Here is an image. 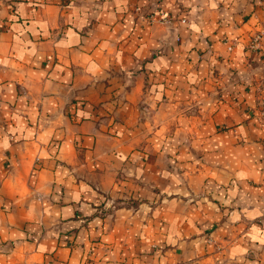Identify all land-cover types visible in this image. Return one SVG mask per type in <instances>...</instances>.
<instances>
[{"label":"crops","instance_id":"crops-1","mask_svg":"<svg viewBox=\"0 0 264 264\" xmlns=\"http://www.w3.org/2000/svg\"><path fill=\"white\" fill-rule=\"evenodd\" d=\"M0 264H264V0H0Z\"/></svg>","mask_w":264,"mask_h":264},{"label":"built area","instance_id":"built-area-1","mask_svg":"<svg viewBox=\"0 0 264 264\" xmlns=\"http://www.w3.org/2000/svg\"><path fill=\"white\" fill-rule=\"evenodd\" d=\"M161 20H163L164 22H168V17L162 15Z\"/></svg>","mask_w":264,"mask_h":264}]
</instances>
